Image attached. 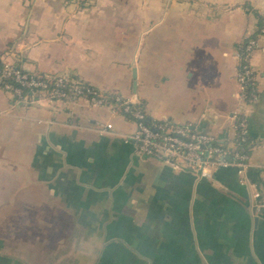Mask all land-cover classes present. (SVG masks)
Returning <instances> with one entry per match:
<instances>
[{
  "label": "crops",
  "instance_id": "crops-1",
  "mask_svg": "<svg viewBox=\"0 0 264 264\" xmlns=\"http://www.w3.org/2000/svg\"><path fill=\"white\" fill-rule=\"evenodd\" d=\"M251 38L249 105L237 73ZM4 63L231 147L240 111L249 168L176 172L138 153L123 114L0 91L1 264H264V0H0Z\"/></svg>",
  "mask_w": 264,
  "mask_h": 264
},
{
  "label": "built area",
  "instance_id": "built-area-1",
  "mask_svg": "<svg viewBox=\"0 0 264 264\" xmlns=\"http://www.w3.org/2000/svg\"><path fill=\"white\" fill-rule=\"evenodd\" d=\"M257 48L258 42L251 38L238 52L237 79L242 97L249 105L259 100V76L252 65ZM0 91L34 103L43 97L71 103L85 100L92 107L123 114L137 126L132 139L138 153L146 159L167 164L176 172L190 171L209 176L207 172L214 167H233L244 179L249 168V125L247 116L240 111L231 117L238 133L235 145L231 147L208 133L194 130L190 124H178L169 119L152 121L142 106L120 96L104 94L92 85L66 75L42 76L4 63L0 66ZM107 128L113 129L111 125ZM257 207L264 209V200L259 201Z\"/></svg>",
  "mask_w": 264,
  "mask_h": 264
},
{
  "label": "rangeland",
  "instance_id": "rangeland-1",
  "mask_svg": "<svg viewBox=\"0 0 264 264\" xmlns=\"http://www.w3.org/2000/svg\"><path fill=\"white\" fill-rule=\"evenodd\" d=\"M1 264V263H0Z\"/></svg>",
  "mask_w": 264,
  "mask_h": 264
}]
</instances>
